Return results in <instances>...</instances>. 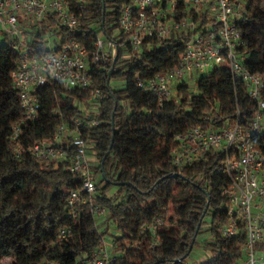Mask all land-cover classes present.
<instances>
[{"label":"trees","instance_id":"1","mask_svg":"<svg viewBox=\"0 0 264 264\" xmlns=\"http://www.w3.org/2000/svg\"><path fill=\"white\" fill-rule=\"evenodd\" d=\"M69 1L81 18L77 29L61 27L57 17L49 14L25 34L39 54L48 52L41 40L50 28L61 42L75 39L89 51L99 38L118 46L111 75L96 65L90 67L94 87L106 97L99 100L101 115L96 117L100 125L82 132L95 152V169L102 174L95 197L108 212L106 224L98 226L87 207L78 219L69 217L70 191L82 180L67 171L70 162L40 161L29 152L35 143L52 140L60 124L83 117L86 112L81 116L76 103L90 100L91 90H66L59 83L38 88L40 117L23 124L13 142V127L24 118L12 80L19 53L2 41L0 264L5 259L9 264H78L113 232L119 233L111 235L113 248L119 252L111 253V264H188L202 239L211 253L203 264H238L244 257L245 230L232 238L221 234L229 221L228 200L222 190L230 179L217 173L225 156L211 153L179 170L172 163V151L177 147L176 136L195 127L221 129L240 121L249 128L257 103L250 99L243 81L235 80L227 65L216 66L209 75L194 80V89L183 82L170 100L160 102L154 93L140 89L137 79L153 78L174 68L189 36L146 40L133 50L120 26L121 12L129 0ZM244 11L234 21L245 42L237 54L250 73L264 78V10L255 0H248ZM177 14L179 18L193 16L198 29L210 25L219 36L221 24L214 14H190L184 0ZM113 63L114 59L111 67ZM112 81H124L125 86L111 87ZM91 115L95 117V113ZM254 141L264 154V138L254 137ZM180 191L185 197L177 196ZM158 217L164 223L155 232L146 229ZM63 230L68 233L61 240ZM260 249L264 251V242Z\"/></svg>","mask_w":264,"mask_h":264},{"label":"built area","instance_id":"2","mask_svg":"<svg viewBox=\"0 0 264 264\" xmlns=\"http://www.w3.org/2000/svg\"><path fill=\"white\" fill-rule=\"evenodd\" d=\"M184 1L190 14H214L221 24L219 36L210 25L198 29L199 24L191 15L179 18L181 0H129V5L123 8L120 26L133 50L146 40L189 36L186 49L174 68L153 78L138 77L137 86L154 93L162 102L170 100L174 89L190 76L197 79L209 75L216 66L227 65L234 79L243 81L250 99L257 103L249 128L238 121L221 129L195 127L179 134L177 147L172 151V163L184 170L208 154L220 152L225 156L217 173L230 179V185L222 190L228 200L229 221L221 234L232 238L245 230L244 257L238 264H264V251L260 249L264 242V154L254 141V137L264 138V78L244 67L237 48L245 46V42L234 24L235 19L244 16L248 0ZM49 14L55 15L61 27L68 30L77 29L81 22L69 0H0V37L19 53V67L12 74V80L19 92L24 118L21 125L13 127V142L17 141L23 124L40 117L41 101L36 94L40 87L59 83L66 90L90 89V99L106 97L104 91L94 87L90 67L96 65L98 70L109 73L112 60L118 54L117 44L99 38L89 51L75 39L61 42L50 28L41 40L48 52L39 54L25 32L46 20ZM54 114H58V110ZM100 115L99 111L95 117L86 112L83 117L74 118L71 124L62 123L52 140L37 142L29 149L40 161L70 162L67 171L82 178L80 186L70 191L68 197V214L72 219L79 218L83 207L91 209L97 220L104 221L108 214L96 201L98 188L88 157L90 145L82 134L100 125L96 117ZM22 152L18 150L19 154ZM163 223L158 217L146 229L155 232ZM67 233L62 231L61 240ZM111 258L104 240L101 247L86 253L78 264H111Z\"/></svg>","mask_w":264,"mask_h":264},{"label":"rangeland","instance_id":"3","mask_svg":"<svg viewBox=\"0 0 264 264\" xmlns=\"http://www.w3.org/2000/svg\"><path fill=\"white\" fill-rule=\"evenodd\" d=\"M255 1L264 10V0H255ZM3 39H4V37L1 36L0 42H2ZM194 80H195L194 76L192 75L189 77V79L187 81V83L189 84L191 89L195 88ZM124 86H125L124 81H112V83H111V87H115V88H123ZM76 105L80 109V111L83 112L80 114L81 116L83 114H85V112L97 113V111L99 110V100L97 98H92V99H90L84 103L77 102ZM88 157H89L90 163L93 165L92 173L96 177V183H99L100 180L102 179V174H101L100 170L95 169L96 155H95L94 150L91 148V146L89 147ZM177 196L180 198H183V197H185V192L180 191ZM102 221L103 220H98V226L101 225ZM105 221L106 220H104V223H106ZM112 234H114L115 236L119 235V233H115V232H113L111 234H107V235H105V241L108 245V249H109L110 253H113V252L118 253L119 251L115 250L113 248V239L111 236ZM202 241H203V239L198 243V245L192 251V254L190 255V257L187 261L188 264H203L205 261H207L211 258L210 251L205 247V245L202 243ZM9 263L10 262L8 259L3 260V264H9Z\"/></svg>","mask_w":264,"mask_h":264},{"label":"water","instance_id":"4","mask_svg":"<svg viewBox=\"0 0 264 264\" xmlns=\"http://www.w3.org/2000/svg\"><path fill=\"white\" fill-rule=\"evenodd\" d=\"M116 57H117V56H116ZM116 57H115V58H116ZM115 58H114V63H113V65H112V67H111L110 75H111V73H112V71H113V69H114V65H115V62H116Z\"/></svg>","mask_w":264,"mask_h":264},{"label":"crops","instance_id":"5","mask_svg":"<svg viewBox=\"0 0 264 264\" xmlns=\"http://www.w3.org/2000/svg\"><path fill=\"white\" fill-rule=\"evenodd\" d=\"M106 223H104V221H102L101 222V226H103V228H104V225H105Z\"/></svg>","mask_w":264,"mask_h":264}]
</instances>
